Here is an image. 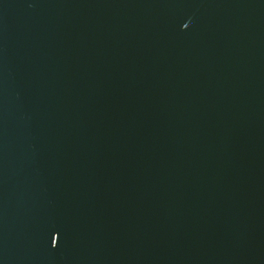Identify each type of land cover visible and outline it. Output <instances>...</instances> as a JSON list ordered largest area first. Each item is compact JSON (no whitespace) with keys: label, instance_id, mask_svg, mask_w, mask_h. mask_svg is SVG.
Instances as JSON below:
<instances>
[{"label":"water","instance_id":"obj_1","mask_svg":"<svg viewBox=\"0 0 264 264\" xmlns=\"http://www.w3.org/2000/svg\"><path fill=\"white\" fill-rule=\"evenodd\" d=\"M0 264H264V0H0Z\"/></svg>","mask_w":264,"mask_h":264}]
</instances>
